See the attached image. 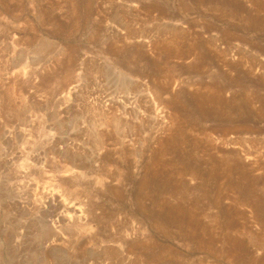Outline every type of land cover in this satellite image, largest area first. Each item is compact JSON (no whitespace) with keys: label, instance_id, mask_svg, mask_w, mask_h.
Instances as JSON below:
<instances>
[{"label":"rangeland","instance_id":"1","mask_svg":"<svg viewBox=\"0 0 264 264\" xmlns=\"http://www.w3.org/2000/svg\"><path fill=\"white\" fill-rule=\"evenodd\" d=\"M0 264H264V0H0Z\"/></svg>","mask_w":264,"mask_h":264}]
</instances>
